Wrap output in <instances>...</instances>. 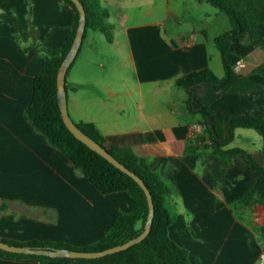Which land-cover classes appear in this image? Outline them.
Listing matches in <instances>:
<instances>
[{"label": "crops", "instance_id": "obj_1", "mask_svg": "<svg viewBox=\"0 0 264 264\" xmlns=\"http://www.w3.org/2000/svg\"><path fill=\"white\" fill-rule=\"evenodd\" d=\"M98 5L108 11L112 41L100 32L106 43H96L99 31H88L67 78L69 108L78 122L94 123L109 145L148 159L173 186L177 215L170 234L195 264H264V208H234L258 175L242 156L225 167L209 151L204 163L188 152L198 138L210 144L208 127L189 112L187 92L176 84L207 68L224 76L215 39L230 30V21L206 0H98ZM74 24L75 11L63 0H0V239L84 248L100 241L120 213L135 208L126 192L97 190L27 117L36 76L59 54ZM110 50L119 53L122 65L118 60L108 65ZM230 59L237 74L264 88V73H255L264 51L234 40ZM190 91L194 111L264 115V91L258 88L225 93L204 83ZM230 129L226 122L225 139ZM262 147L255 130L237 128L227 149H243L264 165ZM0 264L41 263L0 257Z\"/></svg>", "mask_w": 264, "mask_h": 264}, {"label": "trees", "instance_id": "obj_2", "mask_svg": "<svg viewBox=\"0 0 264 264\" xmlns=\"http://www.w3.org/2000/svg\"><path fill=\"white\" fill-rule=\"evenodd\" d=\"M63 1L74 9L75 24L72 28L67 29L66 43L59 54L53 58H48L40 74L36 76L34 94L27 110V117L35 129L45 137L47 143L61 150L97 190L104 195L126 192L133 198L135 208L130 213H120L114 227L100 241L84 248H76L59 242L33 241L19 243L5 239H0V241L14 246L99 252L123 245L141 235L145 228L149 207L146 195L136 181L79 141L63 121L57 97V74L73 44L79 23V12L74 3L70 0ZM206 1L228 17L231 28L215 39V45L221 55L225 72L223 77L216 76L211 69L207 68L190 73L176 82L178 87L187 92L189 112L199 114L208 127L210 144L206 145L204 138H198L191 143L188 152L198 154L201 163H204L209 151L211 155L219 158L225 167H230L233 158L237 156L245 158L249 168L256 172L258 177L247 193L236 201L234 208H248L251 210H254L257 206L264 208V165H259L252 155L243 149H227V146L235 138V130L237 128H247L255 130L262 137V152L264 155V115L255 116L249 111H245L240 117L222 113L215 115L208 108L194 111L190 91L192 86L204 83L218 85L225 93H239L256 88L264 91L263 86L259 83L252 81L249 77L237 74L230 59L234 40H246L253 48L264 51V0ZM81 2L85 6L87 15L83 43L89 30L103 33L107 41L111 42L112 26L107 22L108 11L99 7L98 0H81ZM75 61L68 71L67 78ZM255 73H264V63L255 70ZM209 118H212V126L209 124ZM226 122L231 125L228 139H225L224 132ZM76 125L144 181L155 205V217L150 234L141 243L129 249L99 259H53L12 254L1 249L0 257L36 260L41 264L50 261L60 264H195L188 251L179 246L170 234V227L177 215L175 205L177 195L173 186L151 169L148 159L139 157L131 148L109 145L106 137L94 123L81 121L77 122ZM261 233L264 237V227L261 228ZM175 235L178 236L179 233Z\"/></svg>", "mask_w": 264, "mask_h": 264}, {"label": "water", "instance_id": "obj_3", "mask_svg": "<svg viewBox=\"0 0 264 264\" xmlns=\"http://www.w3.org/2000/svg\"><path fill=\"white\" fill-rule=\"evenodd\" d=\"M76 6L79 12V23L76 31L75 39L73 44L63 60L57 74V97L58 104L60 107L61 115L66 127L69 131L82 143L88 146L91 150L95 151L102 157H104L107 161H109L116 168L121 170L123 173L130 176L136 183L143 189L149 207V213L147 217V221L145 224L144 231L138 237L128 241L123 245H119L104 251L99 252H82V251H73L68 249H41V248H33L28 246H14L0 241V249L18 255L25 256H37V257H48V258H68V259H99L108 255H112L126 249L131 248L132 246L141 243L151 232L153 220L155 217V205L153 201V197L145 185L144 181L136 175L134 172L130 171L125 165L120 163L113 155H111L107 149L102 147L95 140L86 135L81 129L78 128L76 123L70 116L69 113V105H68V94L66 89V78L68 71L71 65L74 63L78 53L81 49L83 43V37L86 32V10L84 4L81 0H70Z\"/></svg>", "mask_w": 264, "mask_h": 264}, {"label": "rangeland", "instance_id": "obj_4", "mask_svg": "<svg viewBox=\"0 0 264 264\" xmlns=\"http://www.w3.org/2000/svg\"><path fill=\"white\" fill-rule=\"evenodd\" d=\"M222 15H223V17H225V19H227V21H229V19H228V17L226 15H224V14H222ZM94 33L99 39L96 43H101V44H105L106 43L105 42V38L100 34V32H94ZM107 55H108V61H109L108 65L109 66H112L114 64V62H116L117 60H118L117 61L118 64H120V65L123 64L122 57L119 55V53L116 50H110ZM110 69L111 68H107V70H110ZM69 96L70 97L72 96L70 91H69ZM69 113H70V116L73 119V121L77 123L79 119L77 118V116L75 114V110L73 108H69Z\"/></svg>", "mask_w": 264, "mask_h": 264}, {"label": "built area", "instance_id": "obj_5", "mask_svg": "<svg viewBox=\"0 0 264 264\" xmlns=\"http://www.w3.org/2000/svg\"><path fill=\"white\" fill-rule=\"evenodd\" d=\"M240 66H241V63L238 64V67H240ZM263 261H264V256H263Z\"/></svg>", "mask_w": 264, "mask_h": 264}]
</instances>
